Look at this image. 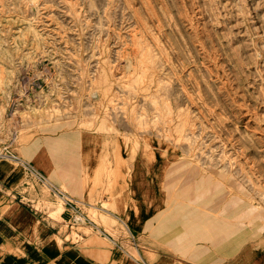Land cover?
I'll use <instances>...</instances> for the list:
<instances>
[{
  "label": "rangeland",
  "instance_id": "1",
  "mask_svg": "<svg viewBox=\"0 0 264 264\" xmlns=\"http://www.w3.org/2000/svg\"><path fill=\"white\" fill-rule=\"evenodd\" d=\"M53 124L102 138L78 208L138 264L99 212L138 150L220 173L264 216V0H0V158ZM30 181L32 208L60 222L43 201L63 197Z\"/></svg>",
  "mask_w": 264,
  "mask_h": 264
},
{
  "label": "crops",
  "instance_id": "2",
  "mask_svg": "<svg viewBox=\"0 0 264 264\" xmlns=\"http://www.w3.org/2000/svg\"><path fill=\"white\" fill-rule=\"evenodd\" d=\"M102 146L101 137L53 124L21 145L18 156L9 154L18 165L0 158V264H138L127 241L113 239L78 208L89 206L85 175L98 166ZM147 154L122 155L114 195L99 201V212L128 233L141 264H264V216L244 194H233V182L217 172L202 175L197 167H172L160 151ZM32 178L53 192L64 190L60 222L32 208L37 197L24 185ZM78 226L99 237L78 232L81 239L73 241Z\"/></svg>",
  "mask_w": 264,
  "mask_h": 264
},
{
  "label": "bare ground",
  "instance_id": "3",
  "mask_svg": "<svg viewBox=\"0 0 264 264\" xmlns=\"http://www.w3.org/2000/svg\"><path fill=\"white\" fill-rule=\"evenodd\" d=\"M239 6V5H238ZM144 54V53H143ZM147 54V53H146ZM148 55V54H147ZM138 58V57H137ZM149 58V57H148ZM117 69V68H116ZM126 69V68H125ZM115 70V69H114ZM125 84V83H124ZM193 127V126H192ZM156 130H158V129H156ZM158 132V131H157ZM160 133V132H159ZM166 134V133H165ZM206 165V164H205ZM31 184V182L30 181H24V185L25 186H28V185H30ZM59 197V196H58ZM57 198V197H56ZM57 200H58V198H57ZM62 200V199H61ZM58 201H60V200H58ZM44 202V205H46L47 206V208L49 209V211L50 212H52V213H55V214H57V216H59L60 215V213H61V209H63L62 208V205H61V203L60 202H57L56 203V201L55 202H53L51 199H45V201H43ZM89 208V207H88ZM134 253L136 254V252L134 251Z\"/></svg>",
  "mask_w": 264,
  "mask_h": 264
},
{
  "label": "built area",
  "instance_id": "4",
  "mask_svg": "<svg viewBox=\"0 0 264 264\" xmlns=\"http://www.w3.org/2000/svg\"><path fill=\"white\" fill-rule=\"evenodd\" d=\"M56 194L57 195L58 194L61 195L63 197L64 201H67V196H66V194L63 191L56 192Z\"/></svg>",
  "mask_w": 264,
  "mask_h": 264
}]
</instances>
